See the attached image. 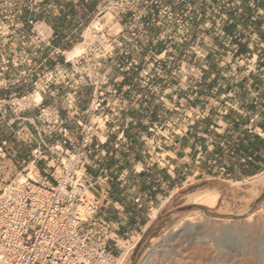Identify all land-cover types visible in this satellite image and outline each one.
<instances>
[{"label": "rangeland", "instance_id": "1", "mask_svg": "<svg viewBox=\"0 0 264 264\" xmlns=\"http://www.w3.org/2000/svg\"><path fill=\"white\" fill-rule=\"evenodd\" d=\"M10 14L18 28L22 23L26 28L29 20L47 22L56 31L57 43L69 52L77 46H83L84 52L96 33L102 35L103 45L114 43L107 63L96 71L73 67L63 55L60 63L74 70V82L82 89L78 96H85L86 102L94 90L86 73L107 74L106 86H126V100L146 108L122 116L137 122L130 129L136 141H165L167 128L180 134L181 125L213 123L216 115H228L232 121L238 114L247 121L238 109L250 105L254 79L264 74V0H1L0 24L5 32ZM4 38V43L20 42L17 35ZM68 51L66 57L73 58ZM20 52L13 55L21 57ZM35 57L39 60L40 53ZM131 62L129 69H120ZM39 70L26 77L29 80L15 82L18 94L35 89ZM123 74L130 81L117 80ZM6 86L0 90L2 98L14 92ZM5 131L8 135L12 130ZM36 132L31 128V133ZM21 168L9 171L5 180L20 177ZM223 179L179 192L161 216L164 219L145 232L126 264H145L148 253L151 264H264V173L240 182ZM204 190L219 195L215 207L193 201ZM188 223L215 225L214 234L199 241L188 239L179 231ZM226 228L232 229L230 235L220 240Z\"/></svg>", "mask_w": 264, "mask_h": 264}, {"label": "built area", "instance_id": "2", "mask_svg": "<svg viewBox=\"0 0 264 264\" xmlns=\"http://www.w3.org/2000/svg\"><path fill=\"white\" fill-rule=\"evenodd\" d=\"M8 18V31L0 24V90L10 84L7 74L12 69L19 68L15 82L29 76L22 63L50 47L56 35L45 21L29 20L26 28L24 23L18 28L15 15ZM9 35L12 39L17 35L20 42L4 43L2 38L9 40ZM94 36L76 59L66 57V51H57L56 56H65L64 62L73 67L98 70L107 63L115 45L111 41L103 45L102 35ZM19 49L21 57L13 55ZM120 50L127 53L125 46ZM132 64L120 69L125 71ZM38 75L39 83L35 82L32 92L0 98V118H8L12 133L30 147L20 164L21 176L7 181L10 167L5 161L11 157L6 143L0 142V264H126L144 233H116L112 221L101 214L106 197L94 189L87 170L98 142L103 143L108 125L119 111L126 86H106L107 74L97 81L96 76L86 73L85 78L93 81V95L81 114L72 109L70 117L76 119L71 127L59 111L44 105L42 99L35 101L34 96L51 86L77 91L74 70L55 65ZM29 111H36L35 116H29ZM33 127L36 135L31 133Z\"/></svg>", "mask_w": 264, "mask_h": 264}, {"label": "crops", "instance_id": "3", "mask_svg": "<svg viewBox=\"0 0 264 264\" xmlns=\"http://www.w3.org/2000/svg\"><path fill=\"white\" fill-rule=\"evenodd\" d=\"M57 51L64 54L68 50L57 43L55 35L52 45L40 53L39 60L36 57L31 61L27 59L22 66L29 69V76H34L38 67L39 72H43L54 63L60 66L61 55H57L59 60L56 62L54 58ZM18 72L19 68H16L7 74L10 84L6 89L14 90L11 95L18 93L14 81ZM258 76L254 79L257 83L252 87L254 97L250 105L238 109L239 114L245 113L247 121L243 122L238 114L232 121L228 115H216L213 123L181 125L180 134L171 133L174 128H167L165 141H136L130 137V129L137 122L131 123L129 118L122 116L126 112L141 113L146 108L142 104L129 103L126 95H121L118 117L112 118L103 143L98 142L93 163L87 167L89 177L95 183L94 189L106 197L107 203L101 214L112 221L119 236L134 230L145 234L164 219L161 216L169 203L187 187L223 178L240 182L264 173V74ZM100 77L98 75L97 81ZM117 80L130 81L126 74ZM81 92L80 88L76 91L66 86H51L42 88L41 95L43 104L59 111L73 127L76 118L70 115L74 110L81 114L89 103L85 96L82 99L78 96ZM7 115L11 116L12 112L7 111ZM7 119L0 120L3 132L0 142L6 143L5 149L11 158L5 162L13 171L28 157L30 147L19 141L12 131L5 135V130L11 129Z\"/></svg>", "mask_w": 264, "mask_h": 264}, {"label": "bare ground", "instance_id": "4", "mask_svg": "<svg viewBox=\"0 0 264 264\" xmlns=\"http://www.w3.org/2000/svg\"><path fill=\"white\" fill-rule=\"evenodd\" d=\"M82 51H83V46L82 47L77 46L73 50H71L70 52L68 51V52H69L70 57H75V56L80 55V53H82ZM41 99H42V95L40 93H38L36 96H34L35 101H40ZM215 192L216 191L212 192L209 190H206V191L204 190V192L197 193L196 195H194L193 201L195 203H198V204L208 205L210 207H215L217 205L218 199H219V195ZM214 226L211 224H207V223L202 224V225H198V224L194 225V224L188 223V224H185V226H183L182 228H180L179 231H180V233L182 232L181 234L185 235V237H187L188 239H193V240L195 239V240L199 241L204 235L212 236V234H214V230H215ZM230 230H232V229L226 228V230H224L225 233L223 234L222 237H220V240H223V237H227L228 235H230V232H231ZM217 240H216V242H217ZM167 243L168 242H164V244H162V245H167ZM147 256H148L147 261H146L147 263H145V264H148V263L151 264L150 262L152 261V258H151L152 255L148 253ZM142 264H143V262H142Z\"/></svg>", "mask_w": 264, "mask_h": 264}]
</instances>
